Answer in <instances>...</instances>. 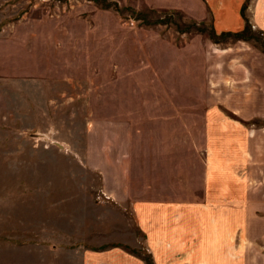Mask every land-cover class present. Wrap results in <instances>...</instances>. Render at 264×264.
<instances>
[{"label": "rangeland", "instance_id": "1", "mask_svg": "<svg viewBox=\"0 0 264 264\" xmlns=\"http://www.w3.org/2000/svg\"><path fill=\"white\" fill-rule=\"evenodd\" d=\"M202 1L0 0V264H264L257 0Z\"/></svg>", "mask_w": 264, "mask_h": 264}, {"label": "crops", "instance_id": "2", "mask_svg": "<svg viewBox=\"0 0 264 264\" xmlns=\"http://www.w3.org/2000/svg\"><path fill=\"white\" fill-rule=\"evenodd\" d=\"M248 0H203L202 4L203 6L207 9L209 15L211 16V22L213 23V28L218 31V33L221 32H231L232 30H240L243 29L245 26V20L244 18H241L239 15V9L241 6L245 5L247 3ZM253 11V16H252V22L255 25V28L260 30V31H264V0H257L255 7H253L252 9ZM238 73H235V75ZM264 77V74L262 75V78ZM263 86V87H262ZM262 86L261 88L258 90L259 93H257V95L262 96L264 95V79L262 80ZM250 88V87H249ZM255 91V90H253ZM253 102H256V105L258 106V104H260V101L262 102V105L264 107V96L263 98L261 97H254ZM228 105H223L225 106H229L230 109H232V103H227ZM253 107H256L254 105V103L252 104ZM228 108V107H225ZM260 117V116H258ZM262 117H264V115H262ZM256 138L260 137L259 134L255 135ZM254 135L251 136V138H253ZM247 137L245 134H243L241 132V130H238L237 132V138L236 140L232 142L236 143V146L234 147L236 149V152L241 153L240 148L244 147L245 148V141L247 140ZM240 142H242L243 144H240ZM237 182V181H236ZM231 191H230V197H238L239 195H243V192L240 194L239 190H237V188L241 185H238L237 183H231ZM222 187V185H221ZM225 188V187H224ZM240 197V198H241ZM262 198L264 199V191L262 193ZM264 203V202H263ZM161 208H164V206H159ZM169 209H166V211L168 212ZM159 212H162L163 210L158 209ZM225 213V211H223ZM219 218H220V222H221V231L223 229H227L228 226H232V224L234 223L235 219H232L229 217V219L227 220L224 216V214L220 213L218 214ZM228 223V224H227ZM157 226H167L166 223H164V221L161 219V217L157 218ZM159 230H163L162 233L164 234H169V232L166 229H157L156 232L157 234H160ZM148 233L150 232L149 230H147ZM221 242V241H220ZM205 249L209 248V245L211 244L210 241H208L207 243V239L206 236L203 235V243H202ZM154 246H158V242L153 244ZM226 245H223L220 249L219 256H220V262L219 264H236L237 262H233L232 260H225L223 258V255L225 254V252L227 251V249L225 248ZM158 249V248H157ZM161 249V248H160ZM223 260L225 262H223Z\"/></svg>", "mask_w": 264, "mask_h": 264}]
</instances>
